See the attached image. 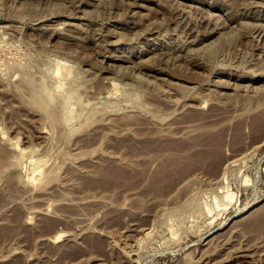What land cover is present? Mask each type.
<instances>
[{
	"label": "rangeland",
	"instance_id": "rangeland-1",
	"mask_svg": "<svg viewBox=\"0 0 264 264\" xmlns=\"http://www.w3.org/2000/svg\"><path fill=\"white\" fill-rule=\"evenodd\" d=\"M263 212L264 0H0V264H264Z\"/></svg>",
	"mask_w": 264,
	"mask_h": 264
},
{
	"label": "bare ground",
	"instance_id": "bare-ground-1",
	"mask_svg": "<svg viewBox=\"0 0 264 264\" xmlns=\"http://www.w3.org/2000/svg\"><path fill=\"white\" fill-rule=\"evenodd\" d=\"M100 1V0H99ZM80 2V1H79ZM82 2V1H81ZM80 2V3H81ZM90 2V1H89ZM103 2V1H101ZM133 2V1H132ZM77 3V2H76ZM91 3V2H90ZM93 3V2H92ZM136 3V2H135ZM135 5V4H134ZM78 6V5H77ZM90 6V5H88ZM81 7V6H80ZM135 7V6H134ZM141 7V6H140ZM82 8V7H81ZM75 9V8H74ZM83 10V9H82ZM85 10V9H84ZM73 12V11H72ZM81 14V12H79ZM72 14V13H71ZM85 14H87L85 12ZM69 16V15H68ZM71 16V15H70ZM85 16V15H84ZM56 17V15H55ZM58 18V17H57ZM70 18V17H69ZM74 18V17H73ZM84 18V17H83ZM89 19V18H88ZM9 20V19H8ZM53 20V19H52ZM86 20V19H85ZM90 20V19H89ZM11 21V20H10ZM93 21V20H92ZM9 22V21H7ZM48 22V21H47ZM11 23V22H10ZM70 23V22H69ZM72 24V23H71ZM92 24V23H91ZM65 25V24H64ZM44 95V94H43ZM49 95V93L47 94ZM52 94H50L49 96H51ZM41 96V95H40ZM44 97V96H42ZM53 98V95L51 96ZM50 97V98H51ZM47 100V99H46ZM54 101V98L52 99ZM50 101V100H49ZM50 103V102H49ZM209 134V133H208ZM223 135V134H222ZM203 140V139H202ZM182 142V141H181ZM164 143H161L160 145H157L158 147L157 148H153L154 150L155 149H159V147H164L162 150L164 152V155L163 157H165L163 160H162V164L161 166H159V170L153 175L152 177V180H150L154 186V188H160V189H165L166 191H169L171 188H173V185L175 184V182L178 180L177 176H172L170 180H163V176H165V173L167 174H170V172H173L174 171H177V169H179L182 165V161L183 162H187V163H190V168L191 167H196L198 168V170L200 171H204V167L207 165V162L209 159H212L211 160V163L213 165V169L214 171L216 169H218L220 163L222 162V158H220V156H217V153L218 151L220 150V147L216 146V145H213V144H209L210 147H208L207 149H203L201 152H199V154H189V151H185L187 153H184V151L181 150V144H169V145H165L163 146ZM153 150V151H154ZM156 153V150L154 151ZM158 152H161V150H158ZM165 152L167 154H165ZM195 155V157H194ZM230 159H226L225 162L229 161ZM171 163V164H170ZM184 165V164H183ZM188 167V168H189ZM210 168V166H208ZM112 170V169H111ZM123 171H121L120 169L116 170L115 172H111L110 170L108 169H104L102 171V176L106 175V176H111V177H120V174L124 175L122 173ZM141 175V174H140ZM136 177V176H135ZM138 177V176H137ZM164 181L161 182V185L159 183V179H161ZM149 179V177H148ZM167 179V178H166ZM117 180V179H116ZM102 181V180H100ZM111 181V180H110ZM128 181V180H127ZM136 181V180H135ZM148 181V180H147ZM140 182V181H139ZM150 182V183H151ZM101 183V182H100ZM127 183V182H126ZM105 184V183H104ZM142 185V184H141ZM144 185V184H143ZM160 185V186H159ZM150 186V185H149ZM119 187V186H118ZM109 188V187H108ZM157 190V189H156ZM163 192V190H162ZM235 198V193L232 192V191H224V195H223V198H222V205H224L225 207H227L228 205H230V203L234 200ZM218 198L215 197V200L216 202H218L217 200ZM225 201H227L228 203H225ZM219 203V202H218ZM225 209V208H224ZM249 209L246 207L245 209H243L242 211H240L241 213L238 214L237 216H240L244 213H246ZM263 211V210H262ZM239 212V211H238ZM253 223L255 226H260L262 227L260 230H264V212L263 213H260L258 214L254 219H253ZM59 238V237H57Z\"/></svg>",
	"mask_w": 264,
	"mask_h": 264
}]
</instances>
